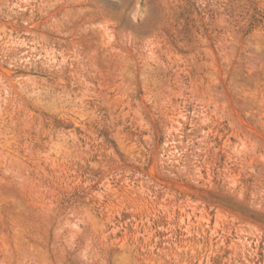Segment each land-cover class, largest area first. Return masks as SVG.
<instances>
[{"label": "rangeland", "instance_id": "1", "mask_svg": "<svg viewBox=\"0 0 264 264\" xmlns=\"http://www.w3.org/2000/svg\"><path fill=\"white\" fill-rule=\"evenodd\" d=\"M0 264H264V0H0Z\"/></svg>", "mask_w": 264, "mask_h": 264}]
</instances>
